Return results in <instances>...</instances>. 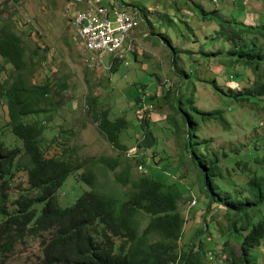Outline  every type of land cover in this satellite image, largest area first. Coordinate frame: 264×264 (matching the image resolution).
Segmentation results:
<instances>
[{"label":"trees","instance_id":"trees-1","mask_svg":"<svg viewBox=\"0 0 264 264\" xmlns=\"http://www.w3.org/2000/svg\"><path fill=\"white\" fill-rule=\"evenodd\" d=\"M87 1L75 0L84 5L83 12L89 7ZM190 1L184 0L180 6L185 8ZM8 2L0 5V74L6 77L0 80V109L5 111L3 127L16 144H6L7 131L0 127V262L12 255L16 246L37 240L42 254L39 264H214L213 260L223 253L232 258L224 264H264V133L260 139L252 134L251 142L235 148L230 145L234 136L230 117L233 106L246 108L247 113L255 111L253 105L264 110V27L220 18L215 32L219 48L216 52H203L220 57L223 67L241 66L246 73L252 71L253 80L243 79L247 86L230 88L226 83L217 85L213 81L214 93L222 104L212 111L197 109L193 92L184 97L176 91L172 99L167 119L186 159L180 157L176 161L178 180L183 178L180 167L187 165L191 174L185 178L191 180V188L203 208L201 227H197L182 251L179 241L186 219L179 211L183 196L180 183L167 184L146 174L130 179V170L140 166L144 158L142 154L125 158L128 149L121 143V135L129 128V122L124 116L110 117L108 108L102 110L96 97L86 99L90 120L119 152L114 158L77 156L62 124L58 131L46 135L56 116L71 111V104L62 93L67 85L64 80L46 75L42 83L34 82L44 57L39 55L37 46H27L23 35L16 31L13 15L7 14ZM93 2L109 7L104 0ZM137 11L141 20L149 19L148 15L145 18V10ZM162 40L165 42L163 37ZM127 43L128 40L123 50ZM172 55L171 65L179 77L183 73L177 68L176 51ZM224 55L228 60L223 59ZM230 75L226 79L222 76L223 82ZM164 94L169 99L170 91ZM140 102V96L134 99L133 115ZM148 110L144 121L135 118L143 132L135 146L144 151L151 150L156 142L148 128ZM211 121L220 125L221 136L228 141L221 149L213 145L212 134L206 138L203 131ZM243 123L241 128L246 132L256 133L261 128L257 120ZM98 164L113 176L115 186L128 187L123 199L97 189ZM73 174L90 190L70 207H60L58 193ZM187 207L193 209V217L198 202L192 199ZM214 208L221 210L223 221L217 224L218 228ZM140 214L148 219L142 229ZM208 216L210 222H206ZM231 243L239 247L237 256L229 249Z\"/></svg>","mask_w":264,"mask_h":264},{"label":"rangeland","instance_id":"rangeland-1","mask_svg":"<svg viewBox=\"0 0 264 264\" xmlns=\"http://www.w3.org/2000/svg\"><path fill=\"white\" fill-rule=\"evenodd\" d=\"M5 1H9L6 10L7 14L13 15L16 31L23 35L27 46L30 48L37 46L39 55L44 57V62L35 73L34 82L42 83L43 75H46L64 80L67 85L66 91L62 93L73 109L56 116L46 135L58 131L62 124L61 129L67 131L71 148L75 149L77 156L95 159L114 158L119 152L107 143L97 126L90 120L85 108L86 99L96 97L102 110L108 108L110 117L119 115L126 118L129 128L121 135V143L126 145L127 149L143 137L140 123L135 120L132 112L133 101L138 96L147 97L145 100L147 104L149 100L151 101L147 120L148 128L156 138L155 145L151 150L146 151L144 148L140 150L138 146L130 149L125 154V158H135L141 154L144 158L140 161L142 169L139 170L138 166L130 170L132 180L138 175L146 174L155 176L156 180L167 184L180 183L183 196L179 203V211L186 222L179 246L180 250H185L193 239L197 227H201L203 208L191 188V180L185 178L186 174H191L187 165L182 164L180 167V175L182 174L183 178L178 180L176 161H179L180 157V160L186 159L182 155L184 152L182 145L173 134L174 127L167 119L171 115L170 105L176 91H181L184 97L193 92L195 107L212 111L217 105L222 104L217 92L214 93L213 81L217 85L226 83L227 87L240 88L247 86L243 80L245 77L254 79L252 71L246 73L241 66L223 67L219 62L220 57L206 56L203 52H216L219 48V39L215 32L218 31L220 18L264 27V0H213L212 3L191 0L185 2L187 4L185 8L180 6L184 0H104L106 5L113 3L117 7L120 6L119 9L112 7L115 10L113 12L112 8L107 7L111 19L114 13L131 14V12L136 18L128 33L133 37V44L132 42L130 46L127 44L126 48L130 50H123L122 47L120 50H123L122 53L115 56L114 64L118 63L117 65H111L110 55H101L102 63H98L96 56L85 50L83 43L75 34L71 13L80 11L83 5H76L73 0H19L18 3L12 0H0V5ZM121 2L124 4L122 5ZM138 9L147 12L145 15V18L147 15L149 17L147 21L139 18ZM203 11L208 14L204 16ZM147 23L152 25L148 26ZM173 51H176L177 68L183 73L179 77L171 65ZM223 59L228 60L225 55ZM104 63L106 65L103 69L102 67L95 69V65L102 66ZM86 65L94 68H88ZM229 75V82H223L222 76L226 79ZM5 78L1 73L0 80ZM168 90L171 95L166 99L164 92ZM253 108L255 111L252 113H247V109L241 106H233L230 110L234 125L231 148L251 142L252 134L257 139L262 138L264 110H260L261 107L255 105ZM143 118L144 113H140L139 120ZM256 120L261 122V128L256 133L242 130L243 122L250 123ZM3 121H5V111L0 109V127H3ZM3 129L7 131L5 126ZM203 131L207 133L206 138H210L212 134V143L219 149L227 145L228 141L221 136L222 128L219 124L211 121ZM4 140L8 146L16 144L8 131ZM95 172L98 177L97 189L100 192L123 199L128 187L115 186L113 176L105 173L101 164H98ZM21 181H24L23 176ZM88 190L90 188L79 182L76 174L69 176L58 193L59 206L70 207L76 198ZM192 199L198 202L193 217L191 215L193 209L187 207ZM212 211L217 215L214 220L218 228L217 224L223 221L220 217L221 210L214 208ZM139 220L142 229L148 219L140 214ZM210 220L209 216L206 217V222ZM216 242L220 245V242ZM38 243L37 240L26 241L25 244L16 246L14 253L5 257L4 262L0 264H39L42 254ZM218 248L220 249V246ZM229 249L235 256L238 255L239 247L235 243H231ZM230 259L232 258L229 253H223L216 257L213 263H229Z\"/></svg>","mask_w":264,"mask_h":264},{"label":"bare ground","instance_id":"bare-ground-1","mask_svg":"<svg viewBox=\"0 0 264 264\" xmlns=\"http://www.w3.org/2000/svg\"><path fill=\"white\" fill-rule=\"evenodd\" d=\"M78 1L79 2H85L87 0H78ZM73 2L76 5H82V4L76 3L75 0H73ZM87 2L89 4V7L86 9V11L83 12V15L95 17L97 32H105L106 31V23H103V16H110L109 11L107 10V8L100 7L99 5H95L93 0H88ZM83 8H84V5H83ZM83 8H82V10H83ZM131 14L114 13L116 20H121L127 24H124L123 30L122 29L120 30V32L118 33V35L116 37V40L113 41V43L105 51L106 54H111L114 56L118 52H121L120 50L122 49L123 45L126 42V37H127L128 33L130 32V29L133 27V24H134L133 20L134 19L136 20L135 14L133 12H131ZM71 23H72L74 31L77 34V37L83 43L85 50L87 52L95 55L98 63H102V60L100 58V56H101L100 47H98L97 44L93 42L91 34H84V31L82 29H78L76 26V21H71ZM125 25H127L126 28H125ZM129 36H132V35L129 34ZM132 39L133 38L128 37V39H127L128 43L127 44H129L130 40L132 42ZM127 50H130V49L127 48ZM86 62H88V61H86Z\"/></svg>","mask_w":264,"mask_h":264},{"label":"built area","instance_id":"built-area-1","mask_svg":"<svg viewBox=\"0 0 264 264\" xmlns=\"http://www.w3.org/2000/svg\"><path fill=\"white\" fill-rule=\"evenodd\" d=\"M111 11L113 12L112 9ZM71 21H76L77 28L82 29L84 34H91L93 42L96 43L98 47H100V54L103 56L113 41L116 40V37L120 30L123 29L124 24H127L121 20H116L115 16H113L112 19L110 16H103V23H106V31L97 32L95 17L83 15L82 9L78 12H75L71 16ZM105 65L106 64L104 63L100 67L103 69ZM147 108H149V106L145 103V98L142 97L139 108L135 110L136 119L139 120V114L145 113Z\"/></svg>","mask_w":264,"mask_h":264},{"label":"clouds","instance_id":"clouds-1","mask_svg":"<svg viewBox=\"0 0 264 264\" xmlns=\"http://www.w3.org/2000/svg\"><path fill=\"white\" fill-rule=\"evenodd\" d=\"M110 4V3H109ZM117 5H119L118 3H116ZM112 5V7H117V6H115L113 3H111L110 4V6ZM109 6V7H110ZM120 7V6H119ZM119 7H117L118 9H119ZM133 48V47H132ZM116 59H113L112 60V65L114 64V61H115ZM105 70V69H104ZM145 98V100L147 99V97H144ZM148 106H149V110L147 111L148 112V114H149V111H150V105H149V103L147 104ZM134 115H135V112H134ZM136 118V117H135ZM138 120V119H137ZM138 121H144V119L143 120H138ZM132 148H136V146L135 145H133L132 147H130L127 151L129 152V150L130 149H132ZM127 151H126V153L125 154H127ZM138 169L140 170V169H142V166H139L138 167Z\"/></svg>","mask_w":264,"mask_h":264},{"label":"crops","instance_id":"crops-1","mask_svg":"<svg viewBox=\"0 0 264 264\" xmlns=\"http://www.w3.org/2000/svg\"><path fill=\"white\" fill-rule=\"evenodd\" d=\"M74 13H75V12H72L71 15H73ZM128 37H129V35H128ZM127 39H128V38L126 37V40H127ZM130 43H131V40L129 41V45H130ZM127 48H128V47H127ZM127 48H126V49H127ZM98 70H99V69H98Z\"/></svg>","mask_w":264,"mask_h":264}]
</instances>
